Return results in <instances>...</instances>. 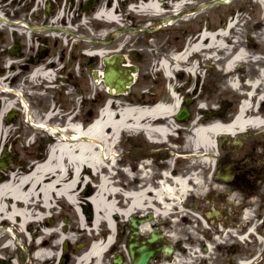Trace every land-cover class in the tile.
Returning a JSON list of instances; mask_svg holds the SVG:
<instances>
[{
    "label": "bare ground",
    "instance_id": "obj_1",
    "mask_svg": "<svg viewBox=\"0 0 264 264\" xmlns=\"http://www.w3.org/2000/svg\"><path fill=\"white\" fill-rule=\"evenodd\" d=\"M259 1L264 4V0ZM36 2L39 6L41 5V0H36ZM189 2V0H181L174 3L173 11H177ZM139 6L140 10L143 11L142 14L153 13L156 16L166 14L165 5L160 0H142ZM63 15L64 11L60 13L59 17L54 18L53 23L64 18L66 13ZM95 16L112 21L119 20L118 10L114 5L111 6L110 2L108 5L100 6ZM173 22V17H168L162 20L161 24L168 25ZM235 23L231 22L228 27L217 32L202 31L196 37L195 44L190 47L187 46L184 52L174 54L168 60L162 58L158 64L160 69L168 77L173 78V73L186 65L187 56L191 51L216 49L213 56L221 51L226 52L225 71L233 72L236 64L247 58L245 46H240L234 51L235 46L227 42L230 30ZM68 28L70 29V27ZM101 35H104V32ZM87 52L94 53L92 50H87ZM95 53L104 55L107 51L101 48ZM188 69L197 73L196 65H192ZM261 76L260 79L249 80V84L252 85L250 96L242 102L241 112L233 122L229 124L221 121H211L204 124L198 121L193 122L190 128L191 133L187 136V143L195 151L198 152L214 146V136L219 132L235 133L249 127L255 128L264 125V117L259 114L253 102L257 97L258 101L264 99V93L256 95V91L261 87L264 91V70ZM232 85L238 88L240 82L237 83L235 80ZM115 101L119 102L110 98L100 116L87 126H84L87 119L82 120L77 113L69 114L62 129L54 127L50 130L57 139L50 146L44 160L34 161L28 171L24 169V172L20 171L21 173L13 172L8 178L0 177V225L6 224L7 226L12 222L15 231H22L21 229L27 224L29 225L28 222L31 220L33 224L43 225L47 221L46 212L54 208V201L58 198H66L78 216L79 230L83 231L85 228L97 230L104 225L113 231L105 240L96 241L88 247L82 246L80 249H76L73 264H106L108 255L115 246L117 218L120 216L128 217L137 208H144L146 201V203H150V199L145 197V191L128 193L121 190L113 179L112 172L119 158L116 147L120 143V137L126 130L144 132L153 141L165 142L167 137L176 128H179L174 116L183 104L182 99L178 98V94H174L172 102L167 104L159 103L155 106L127 105L120 110H116ZM15 103L16 101H7L1 109L0 143L7 132L5 124L9 122L6 118V112L11 106H15ZM53 111L52 109L48 112L43 123H47L53 117ZM106 170L109 173L97 176L98 172ZM127 171L129 170L127 169ZM93 172L97 174L98 188L93 190L91 194H87L85 188L88 187L91 190L92 187L86 173L93 174ZM190 179H193L196 185L201 184L197 177ZM173 180L174 186L162 183L161 189L156 191L155 196L161 208L157 212L160 214L163 213V209L168 208V204H165L163 198L164 193L179 199L175 195L179 194V197L182 198V195L190 189L188 179L178 176L177 178L173 177ZM119 196L127 197L128 201L124 203L119 201ZM39 208L41 211L36 210ZM86 210L89 211L90 215L86 214ZM64 224L66 225V223ZM37 232L34 237L35 254L30 257L32 264H55L60 257H63L62 242L72 237L69 235V230L62 231L59 224L56 228L47 226V228L37 229ZM43 236L45 238L41 241ZM55 236L56 241L50 243V238ZM7 243L8 246L12 245V239H9Z\"/></svg>",
    "mask_w": 264,
    "mask_h": 264
},
{
    "label": "flooded vegetation",
    "instance_id": "obj_2",
    "mask_svg": "<svg viewBox=\"0 0 264 264\" xmlns=\"http://www.w3.org/2000/svg\"><path fill=\"white\" fill-rule=\"evenodd\" d=\"M17 43L14 36L0 30V103L7 98L20 103L26 100L41 119L49 99L40 100L43 95L35 94V60L48 67L51 55L23 48L15 55ZM120 54L142 59L134 52ZM78 59L80 67L89 61ZM90 60L99 64L98 55ZM65 67H59L61 82L82 81L81 71L66 73ZM59 95L60 99L65 96L63 91ZM62 122L61 116L55 120ZM169 143L178 147L179 139L173 136ZM170 144H147L138 139L126 150L127 191H145L150 203L145 202L141 212L135 210L140 222L136 228L130 220L132 214L127 219L124 262L133 264L129 248L136 243V252L143 247L138 255L152 252L149 264H264V128L223 133L216 147L205 151L207 161L200 166L177 160L178 150H171ZM160 148L166 151L160 152ZM173 155L175 160H171ZM180 174L198 175L204 185L202 193H196L191 184L193 190L179 204L164 193L168 208L160 214L156 191L163 182L173 184V177Z\"/></svg>",
    "mask_w": 264,
    "mask_h": 264
},
{
    "label": "rangeland",
    "instance_id": "obj_3",
    "mask_svg": "<svg viewBox=\"0 0 264 264\" xmlns=\"http://www.w3.org/2000/svg\"><path fill=\"white\" fill-rule=\"evenodd\" d=\"M107 0H99V5L101 6L106 5ZM130 1H139V0H123L118 1V5L120 10H122V16L125 23V28H133L134 30L139 29L141 31H126L122 37H119L116 39V41L111 47L121 46L120 42L127 43L126 46H124V50H126L127 53H130L131 51L137 50L140 52L143 56V61L141 66V71L139 72V78L138 81L133 85L132 87V94L128 98H133L135 100L136 98H139L141 95V92L144 88H151V94L146 95V98H156L157 95L160 94H167L166 89V78L164 75L160 72H157V66H158V59L159 55L162 54H170L176 49H179L181 47H184L186 43L193 42V40L196 38V36L201 32L202 27L205 25V21L207 19V26H211L213 28H218L220 26L224 25V22L226 19L232 14L237 13L239 16L241 22H243L244 17V25L239 22L235 29L231 30V37H234L233 40L228 39V44H232L234 47V51H236L240 45L245 46L247 50V58L242 61L241 66L239 64H236V68H241L245 70L246 73V79L247 78H254L258 75V69L261 67H264V60H253L257 55L261 54L264 56V4L261 3L259 0H234L230 4L227 5H214L212 7H209L205 10H203L201 13L198 14H188L186 13V9L193 8V6L200 4L202 2H207L208 0H190L192 4H186L184 6H181L178 11H173V4L178 0H166L165 2V10L166 14H163L161 18H167V17H174V22L172 25L164 26V27H158V22L160 18L150 19L151 16H147L142 13H130L129 16L126 17L128 14V5ZM84 2L86 0H52V5L50 9H47V0H41V5L39 6L36 0H14V3H4L3 8L0 7V10H10L12 12H18L17 17L18 18H24L27 17L28 19L31 17L33 19V22L37 25H51L55 24L57 26L61 27H70L74 28L75 34H81L83 37H92L91 32H95V34L99 35L102 32H107L112 29L109 25H103L102 22H99L94 19L93 12L96 11L97 8L92 9V12H86L84 10ZM66 4V8H65ZM1 5V3H0ZM39 6V7H38ZM29 7V11L25 13L24 11ZM100 7V6H99ZM65 10L66 16L64 18H60L59 21H56L53 23L55 17H59L61 11L63 9ZM33 10V12H32ZM169 10H171L169 12ZM176 14V15H175ZM235 16V15H234ZM85 18V20H84ZM223 18V19H221ZM157 23V24H156ZM156 24V25H155ZM155 25V27L153 26ZM79 26V28H77ZM156 26L158 27L156 29ZM144 28H148L147 32L144 30ZM149 31V33H148ZM200 31V32H199ZM46 30H43L41 32L34 33V44L35 48L36 46H46L45 49H48L51 54H58V53H66V55H70L73 52H76V56H78L79 53L83 54V49L92 48L96 45L93 44V42L83 39L82 41H79L78 36H74L69 34L68 36V43L67 45H64L63 40L60 38H55L52 36H48L46 34ZM137 33V34H134ZM235 35V36H234ZM152 36V38H151ZM249 36L251 38L249 39ZM24 38V37H23ZM26 39V38H25ZM120 39V40H118ZM252 39V40H251ZM190 40V41H189ZM57 42V45L55 46V43ZM55 46L56 48H54ZM82 47V49H81ZM103 48L108 49L110 46L108 45H102ZM129 47V48H128ZM232 49V48H231ZM230 49V50H231ZM216 50V49H214ZM213 50V52H214ZM233 50V49H232ZM226 52L221 51L218 52V56L216 55L214 58L222 57L223 60L226 59ZM56 57V56H55ZM208 57V56H207ZM54 58V57H53ZM209 58V57H208ZM207 58V65L212 66L214 73L212 72L211 75H207V92H203L202 99L198 100L197 102L192 101L191 102V108L193 109L194 117L193 120L201 113V107H200V101L207 103V106L210 107L211 105H217L221 106L223 101H229L233 104L231 107H233V112L235 111V108L238 106L241 96L234 90L231 86L230 82L235 81V77L237 75H240L239 72L234 71L231 73H225L224 66L225 63L221 62V66L223 68L218 67L219 64L215 59L209 60ZM261 58V57H260ZM68 60V59H67ZM69 68L73 70V64L69 65ZM220 68V69H219ZM70 70V69H69ZM84 76L87 78L88 72H90V68H83ZM238 70V69H237ZM202 73H204L203 69H201ZM242 75V74H241ZM225 76V77H224ZM177 80L179 82V85L182 86L181 89V96H184L186 99L187 96H189V91L194 88L196 85V77H190L186 74L177 75ZM210 81V83H208ZM217 83L215 85L214 83ZM214 82V83H213ZM75 82H70L68 84L69 89L75 90L74 87ZM213 86V88H211ZM79 95L83 93V100L81 102V99L76 102L78 98H75L77 93V90L75 92L70 93L67 98H64L65 104H63V107H66V109L76 112L79 114V117L82 118V120H85L88 118V122H91L94 120L97 116H99L101 109L105 105V100L107 97H109V94L102 88H97L96 91L99 93L98 102L96 105L91 104L90 98L88 96L93 93V89L91 88L90 84L88 83V79L84 80V83L82 85V82L78 83ZM247 88H244L246 90ZM224 91V93H221ZM168 95V94H167ZM191 96V95H190ZM115 98H119V102L115 101V107L116 109H121L122 107L126 106V101L128 100L127 96L120 95L116 96ZM58 100V99H57ZM56 100V101H57ZM59 101V100H58ZM57 101V102H58ZM80 102V103H79ZM51 104H53V101L51 100ZM48 106V105H47ZM93 109L94 114L91 117H88L89 111ZM32 114H35V111L32 110ZM35 116V115H33ZM21 125L20 129H16L17 125ZM86 123V122H85ZM192 122H180V125L183 124V126L187 127L189 129V132H181L180 133V139H181V145H188L190 149V145L187 143L186 138L190 134V128L192 127ZM199 123H206V122H199ZM5 128L7 130L6 134L1 140L0 143V149L4 148H11V152L15 149L17 150V163H10L7 166V170L3 169L0 166V174H2L5 178H8L10 176V172L14 171L16 173H21L20 171H23L24 169L26 171L29 170L30 166L34 161L42 160V158H31L30 155H33L32 153L28 152L35 150L38 148V145L34 148L32 146V139L34 136V132H31L29 130V126L22 121V119H19L18 121L14 122L12 127V132L10 131V124L6 123ZM17 130L20 132L21 135H17ZM39 134L40 132H43L41 130H36ZM42 136L44 137L43 140H47L49 138V135L47 132H44ZM131 133L134 135L137 134L135 131H126L124 130L123 134L121 135V141L116 147V150L120 154V157H122L121 160H118L117 165L115 166V170L119 167V165L124 164L125 157L122 156L125 151V144L124 139L128 136V134ZM37 134V135H38ZM14 135V137H13ZM41 136V137H42ZM39 137V135H38ZM37 137V138H38ZM143 138V137H142ZM29 142V143H28ZM27 143L29 145H27ZM44 143H46L44 141ZM29 146L31 148L26 149L23 148V146ZM48 151V145L47 147H44ZM182 148V147H181ZM38 150V149H36ZM46 151V152H47ZM203 151V150H201ZM45 152V153H46ZM181 153H185L186 151H180ZM190 153L193 152V150H189ZM10 155V153H9ZM46 154H44L43 157H45ZM182 160V159H181ZM185 160L189 162H195V164H200V158L194 159L193 157H188ZM24 172V171H23ZM114 181L117 183V186L119 184H122L125 177L122 173V171L119 172V174L114 175ZM94 189L92 188L89 190L88 187L85 188V191H87L89 194L92 193ZM202 190H199L201 192ZM62 211L58 212L60 208H58V211H54V217L50 218L53 220V222L48 223L46 221L44 225H37V224H31L28 226V229L32 233L29 238L24 237L27 232H24L25 227L22 228V231L13 230L15 232L12 233V231L9 229L8 224L0 225V264H32L31 259L29 258V252H28V246H30L31 238L34 237L38 232L37 229L40 230L44 228L45 226H51V227H57L59 224L65 222L68 218V227L67 231L69 230V235L72 236V240L76 242L70 243L71 247L69 252L65 255L66 263L67 264H73V256L75 255L76 249H80L81 246L78 244L81 242L84 247H88L90 243L92 242V238L89 236L87 231H82L80 229V224L78 222V216L76 212L74 211V208L68 206L66 203L62 202ZM37 211H41V209H36ZM48 220V219H47ZM117 222L119 225V232L117 234V248L108 255V261L106 264H109L111 261L112 256L116 255L120 250L123 249L124 246V229L123 233L121 232V229L124 227L125 217H119L117 218ZM12 227L14 229V224H12ZM66 226L61 225L62 231L65 230ZM106 228V226H102ZM8 231H10L11 235H8ZM29 232V231H28ZM85 233V234H84ZM122 233V234H121ZM84 234V236H82ZM12 239V245H10V248L3 247L4 243H6V240ZM34 241V240H33ZM56 241V236L53 238H50L49 242L52 243ZM15 246L19 247L20 250H15ZM32 248V247H29ZM20 251L23 254V256L26 258L24 259V262L21 261V255ZM122 252V251H121ZM18 260V262L16 261ZM61 260V259H60ZM59 260L56 261L55 264H59Z\"/></svg>",
    "mask_w": 264,
    "mask_h": 264
},
{
    "label": "water",
    "instance_id": "obj_4",
    "mask_svg": "<svg viewBox=\"0 0 264 264\" xmlns=\"http://www.w3.org/2000/svg\"><path fill=\"white\" fill-rule=\"evenodd\" d=\"M105 61L107 62V64H109V66L106 68V71H105V81H106V84L110 86L109 90L113 92L115 88L116 93H121V92L126 91L127 85L132 83L131 81L132 75H129V78H130L129 81L122 79L120 77L122 73L121 70L111 67V64H114L115 60L107 57L105 58ZM188 115H189V111L184 106V108L176 115V117L178 119H184ZM147 258L148 257L146 256L144 259H136L135 264H145ZM120 261L121 259L115 260V262H120Z\"/></svg>",
    "mask_w": 264,
    "mask_h": 264
}]
</instances>
